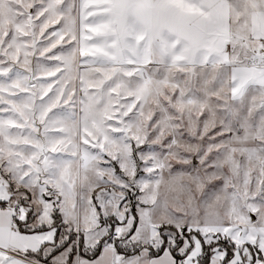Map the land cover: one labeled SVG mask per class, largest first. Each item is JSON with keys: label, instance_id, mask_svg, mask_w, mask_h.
I'll return each mask as SVG.
<instances>
[{"label": "snow or ice", "instance_id": "obj_1", "mask_svg": "<svg viewBox=\"0 0 264 264\" xmlns=\"http://www.w3.org/2000/svg\"><path fill=\"white\" fill-rule=\"evenodd\" d=\"M0 264H264V0H0Z\"/></svg>", "mask_w": 264, "mask_h": 264}]
</instances>
